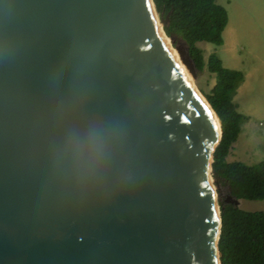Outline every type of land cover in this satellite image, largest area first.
Masks as SVG:
<instances>
[{"label": "water", "instance_id": "95a60500", "mask_svg": "<svg viewBox=\"0 0 264 264\" xmlns=\"http://www.w3.org/2000/svg\"><path fill=\"white\" fill-rule=\"evenodd\" d=\"M164 25L153 0H0V264H221L222 124Z\"/></svg>", "mask_w": 264, "mask_h": 264}, {"label": "trees", "instance_id": "16d2710c", "mask_svg": "<svg viewBox=\"0 0 264 264\" xmlns=\"http://www.w3.org/2000/svg\"><path fill=\"white\" fill-rule=\"evenodd\" d=\"M159 18L165 21L164 31L173 40L180 39L187 48L193 65L202 70L205 65L216 82L205 96L222 124V140L213 158V173L238 200H264V160L255 165L228 162L227 157L236 142L245 116L237 111L234 96L243 73L224 68L221 60L211 54L204 63L197 43L223 44L222 34L228 24V14L216 0H153ZM221 233L219 252L221 264H264V211L247 212L233 204L220 202Z\"/></svg>", "mask_w": 264, "mask_h": 264}, {"label": "rangeland", "instance_id": "374dc122", "mask_svg": "<svg viewBox=\"0 0 264 264\" xmlns=\"http://www.w3.org/2000/svg\"><path fill=\"white\" fill-rule=\"evenodd\" d=\"M228 14V24L223 31V44L216 46L207 42L197 43L202 51L204 63L215 54L224 68L243 73L241 87L233 98L237 111L249 115L241 127V135L233 144L235 151L227 158L228 162L237 161L245 165H255L264 160V0H216ZM164 29V27H163ZM173 42V43H172ZM171 45L182 50L184 59L186 46L180 39ZM194 66V65H193ZM195 67V66H194ZM195 87L205 97L210 94L216 79L207 70L195 67ZM237 88V89H238ZM238 154V155H237ZM220 202L229 194L223 183L217 182ZM239 208L247 212L264 211L263 201L240 200Z\"/></svg>", "mask_w": 264, "mask_h": 264}, {"label": "bare ground", "instance_id": "6f19581e", "mask_svg": "<svg viewBox=\"0 0 264 264\" xmlns=\"http://www.w3.org/2000/svg\"><path fill=\"white\" fill-rule=\"evenodd\" d=\"M159 22V20H158ZM159 25V24H157ZM168 43V47L170 48L172 55L174 56L176 62L179 64L181 70L183 71L184 75L186 76V78L191 81V83L193 84L192 80L194 81V78L192 77L190 71L188 70V68L186 67V65L182 62V59L179 55V53L175 50V48L171 45V42H169V40L166 41ZM216 119V123L219 127V121L218 119L215 117Z\"/></svg>", "mask_w": 264, "mask_h": 264}, {"label": "crops", "instance_id": "0c3cea01", "mask_svg": "<svg viewBox=\"0 0 264 264\" xmlns=\"http://www.w3.org/2000/svg\"><path fill=\"white\" fill-rule=\"evenodd\" d=\"M241 86V85H240ZM241 87H239L238 89H237V92L239 91V89H240ZM237 104V103H236ZM237 109H238V105H237ZM244 116H245V121L242 123V125H241V127L244 125V123L245 122H247L248 121V118H249V115H247V114H244ZM239 135H241V130H240V134ZM239 137V136H238ZM238 139V138H237ZM237 141V140H236ZM231 152H237V151H235V147H234V145H232V148H231V150H230V152H229V155H230V153ZM229 155H228V157H229ZM238 155V154H237ZM227 157V158H228ZM233 162V161H232Z\"/></svg>", "mask_w": 264, "mask_h": 264}, {"label": "clouds", "instance_id": "9594fccd", "mask_svg": "<svg viewBox=\"0 0 264 264\" xmlns=\"http://www.w3.org/2000/svg\"><path fill=\"white\" fill-rule=\"evenodd\" d=\"M95 135V134H94ZM97 139H98V136H97Z\"/></svg>", "mask_w": 264, "mask_h": 264}]
</instances>
